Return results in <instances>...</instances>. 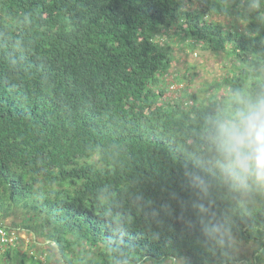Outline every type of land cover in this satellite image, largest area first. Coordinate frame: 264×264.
Returning <instances> with one entry per match:
<instances>
[{
	"label": "trees",
	"instance_id": "16d2710c",
	"mask_svg": "<svg viewBox=\"0 0 264 264\" xmlns=\"http://www.w3.org/2000/svg\"><path fill=\"white\" fill-rule=\"evenodd\" d=\"M170 31L223 54L210 96L163 100ZM261 87L264 0H0V227L19 212L64 264H239L236 242L264 264V194L230 188L208 143L230 93Z\"/></svg>",
	"mask_w": 264,
	"mask_h": 264
},
{
	"label": "clouds",
	"instance_id": "9594fccd",
	"mask_svg": "<svg viewBox=\"0 0 264 264\" xmlns=\"http://www.w3.org/2000/svg\"><path fill=\"white\" fill-rule=\"evenodd\" d=\"M208 120L209 147L225 182L233 190L264 194V87L234 90ZM219 231L207 234L216 238ZM218 243H224L222 236Z\"/></svg>",
	"mask_w": 264,
	"mask_h": 264
},
{
	"label": "rangeland",
	"instance_id": "374dc122",
	"mask_svg": "<svg viewBox=\"0 0 264 264\" xmlns=\"http://www.w3.org/2000/svg\"><path fill=\"white\" fill-rule=\"evenodd\" d=\"M218 22H221L224 26L229 21L228 18H217ZM163 43L171 45V56L173 61L168 71L166 83L168 80H177L179 83L169 84L168 90L162 97L163 100L170 101L172 99L182 98L184 100L185 92L187 91L192 96H198L204 98L210 96L213 91L208 88L212 83L221 84L222 79L227 75L228 69L224 67L227 62L223 61L222 53H211L204 51L201 47L188 42L186 44L176 40L173 37V32L170 31L161 37ZM191 44V45H190ZM220 87L219 92L225 90L224 86ZM217 87V88H218ZM22 216L17 212L13 216H9L4 220V226L8 229H20L22 223ZM17 226V228H16ZM24 233L25 232L24 230ZM34 238L35 236L29 232ZM31 235L26 237L30 240L29 245L21 246L23 252L36 255L38 260H48V264H64L59 262V257L55 254V251L47 246V243L34 239ZM34 241V242H33ZM35 243V246L32 244ZM236 257L239 258V264H252L254 251L257 249V245L254 243H235ZM167 264H171L170 262Z\"/></svg>",
	"mask_w": 264,
	"mask_h": 264
},
{
	"label": "built area",
	"instance_id": "2783aa9c",
	"mask_svg": "<svg viewBox=\"0 0 264 264\" xmlns=\"http://www.w3.org/2000/svg\"><path fill=\"white\" fill-rule=\"evenodd\" d=\"M28 235L31 234L29 232L24 233V230H20V229L11 230L5 227H0V252L10 246L12 247L16 245H20V246L29 245L30 240L26 238L28 237Z\"/></svg>",
	"mask_w": 264,
	"mask_h": 264
},
{
	"label": "water",
	"instance_id": "95a60500",
	"mask_svg": "<svg viewBox=\"0 0 264 264\" xmlns=\"http://www.w3.org/2000/svg\"><path fill=\"white\" fill-rule=\"evenodd\" d=\"M54 246L56 247V245L54 244Z\"/></svg>",
	"mask_w": 264,
	"mask_h": 264
}]
</instances>
